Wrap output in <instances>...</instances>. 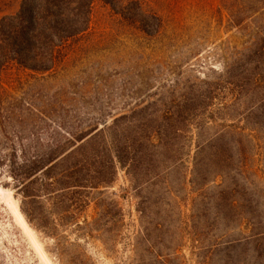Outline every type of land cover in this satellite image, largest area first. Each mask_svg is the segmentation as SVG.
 Returning a JSON list of instances; mask_svg holds the SVG:
<instances>
[{"label":"rangeland","instance_id":"obj_1","mask_svg":"<svg viewBox=\"0 0 264 264\" xmlns=\"http://www.w3.org/2000/svg\"><path fill=\"white\" fill-rule=\"evenodd\" d=\"M0 83V264H264V0H97L61 66ZM121 117L114 169L79 138Z\"/></svg>","mask_w":264,"mask_h":264},{"label":"trees","instance_id":"obj_2","mask_svg":"<svg viewBox=\"0 0 264 264\" xmlns=\"http://www.w3.org/2000/svg\"><path fill=\"white\" fill-rule=\"evenodd\" d=\"M97 0H25L20 9L0 19V79L11 70L45 74L65 61L75 41L90 29ZM116 6L119 0H102ZM122 6V10H123ZM124 12V11H123ZM0 83V102H4ZM123 118H116L94 134L80 135L87 144L100 141L110 153L112 168L117 162L126 166L129 159V136ZM73 137L72 132L67 131ZM82 134V133H81ZM92 134V135H91ZM74 138V137H73ZM58 148H62L57 146ZM63 149V148H62ZM40 161L25 158L13 172L24 199L35 196L34 175ZM42 162V161H41ZM105 181V180H102ZM80 183L78 178L61 175L60 185Z\"/></svg>","mask_w":264,"mask_h":264}]
</instances>
